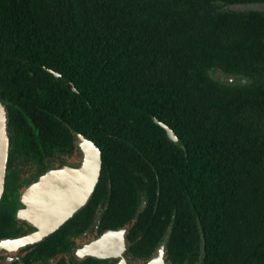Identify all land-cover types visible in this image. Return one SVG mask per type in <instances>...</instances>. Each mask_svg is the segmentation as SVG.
<instances>
[{
  "label": "trees",
  "instance_id": "trees-1",
  "mask_svg": "<svg viewBox=\"0 0 264 264\" xmlns=\"http://www.w3.org/2000/svg\"><path fill=\"white\" fill-rule=\"evenodd\" d=\"M250 2L264 0H0V99L22 109L17 134L32 152V126L44 147L76 148L73 129L100 147L78 213L103 175L143 189L128 236L140 259L169 230V264H195L203 242V264H264V11L218 6ZM128 207L103 219L125 223Z\"/></svg>",
  "mask_w": 264,
  "mask_h": 264
},
{
  "label": "flooded vegetation",
  "instance_id": "flooded-vegetation-1",
  "mask_svg": "<svg viewBox=\"0 0 264 264\" xmlns=\"http://www.w3.org/2000/svg\"><path fill=\"white\" fill-rule=\"evenodd\" d=\"M4 102H6L8 109L9 156L11 159L8 161L4 180V192L0 201V238L18 236L34 229L29 222L14 217V210L18 205L17 195L24 186L31 181H35L37 175L46 168L56 167L61 163L74 165L78 162L80 157V152L76 145V148L44 147L40 144V141H38L36 136L37 129L33 126V140L39 151L32 152L27 146L28 141L20 137L15 129L17 126H15L14 119L17 112L22 111L21 107L10 100H4ZM9 120L12 121L10 124ZM19 138L25 140L24 146L27 147L30 153L26 150L23 152L21 150L19 151L20 154L15 152L11 154V149L18 143ZM52 149H57L58 153L54 155ZM26 154H32L34 157L37 156V158L23 159L22 157ZM108 176L107 174L102 176L106 181L105 188L101 189L93 198L89 209L83 210L80 213H78L80 209L77 210L58 229L35 243L10 251L5 248H0V264H114L117 260V258L114 257L97 256L86 253L78 255L75 253L76 248L90 243L104 230L109 229L125 230L123 233L125 247L123 250L121 248L120 251L126 261H144L148 256L145 259H140L130 252L128 248L130 242L128 236L129 229L137 220L139 213L146 204L144 197L145 193L143 189L140 190L137 188L132 191L110 189L109 186L111 181ZM116 201H119V209L123 214L129 209L128 203L130 204L133 216L129 221L123 223L119 215L116 216V221L112 219H103V215L109 207V204ZM143 201L144 205L141 207ZM98 215L99 220L97 221ZM113 223L117 225L113 226Z\"/></svg>",
  "mask_w": 264,
  "mask_h": 264
},
{
  "label": "water",
  "instance_id": "water-1",
  "mask_svg": "<svg viewBox=\"0 0 264 264\" xmlns=\"http://www.w3.org/2000/svg\"><path fill=\"white\" fill-rule=\"evenodd\" d=\"M58 77L59 73L42 66ZM71 89L76 90L70 83ZM154 123L161 126L168 139L181 146V141L174 130L166 123L151 115ZM30 125L33 123L27 118ZM75 145L80 152L76 164L61 163L56 167H48L37 175L35 181L27 183L17 195L18 205L14 217L29 222L34 229L30 232L0 238V248L14 250L35 243L58 229L77 210L83 207L99 180L101 171V149L82 132L73 129ZM9 161L8 109L6 102L0 99V201L4 192V180ZM144 201L142 202V206ZM174 219L171 216L170 227ZM99 215L97 216V221ZM97 223V222H96ZM124 229L104 230L95 240L75 249L76 254H93L117 258L114 264H169L165 256L166 241L169 230L164 233L148 257L142 262H129L121 255L120 249L125 247ZM202 233V230H201ZM118 236V238H117ZM204 242L198 261L204 263Z\"/></svg>",
  "mask_w": 264,
  "mask_h": 264
},
{
  "label": "rangeland",
  "instance_id": "rangeland-1",
  "mask_svg": "<svg viewBox=\"0 0 264 264\" xmlns=\"http://www.w3.org/2000/svg\"><path fill=\"white\" fill-rule=\"evenodd\" d=\"M218 6L222 10L233 9V10H258V11H264V2H250V3H238V4H219ZM211 76L213 78H217V79H220V80H223V81H229V82L236 83V84H238V83L246 84L249 81L243 76H229V75H226V74H224V73H222L221 71H218V70H213L211 72ZM24 145H25V140L22 139V138H19L18 143L15 144V146L12 147L11 154L14 153V152L17 153V154H20L19 151H21V150H22V152L24 150H26V151H28L30 153V151ZM52 152L54 153V155H56L58 153V150L57 149H52ZM9 154H10V148H9ZM22 158L23 159L24 158L33 159V158H37V156L34 157L32 154H26ZM10 159H11V157L9 156V160Z\"/></svg>",
  "mask_w": 264,
  "mask_h": 264
}]
</instances>
